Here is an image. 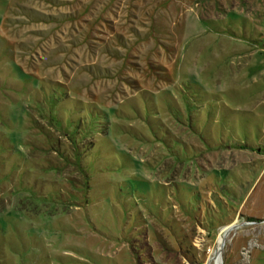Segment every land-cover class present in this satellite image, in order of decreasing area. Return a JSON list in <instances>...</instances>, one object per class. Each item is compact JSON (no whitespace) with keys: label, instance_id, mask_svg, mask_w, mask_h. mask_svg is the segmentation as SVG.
I'll return each mask as SVG.
<instances>
[{"label":"rangeland","instance_id":"1","mask_svg":"<svg viewBox=\"0 0 264 264\" xmlns=\"http://www.w3.org/2000/svg\"><path fill=\"white\" fill-rule=\"evenodd\" d=\"M218 249L264 264V0H0V264Z\"/></svg>","mask_w":264,"mask_h":264},{"label":"bare ground","instance_id":"2","mask_svg":"<svg viewBox=\"0 0 264 264\" xmlns=\"http://www.w3.org/2000/svg\"><path fill=\"white\" fill-rule=\"evenodd\" d=\"M221 249V248H220ZM218 249L214 254V263H219L222 255V250Z\"/></svg>","mask_w":264,"mask_h":264},{"label":"water","instance_id":"3","mask_svg":"<svg viewBox=\"0 0 264 264\" xmlns=\"http://www.w3.org/2000/svg\"><path fill=\"white\" fill-rule=\"evenodd\" d=\"M236 228V226H234Z\"/></svg>","mask_w":264,"mask_h":264}]
</instances>
